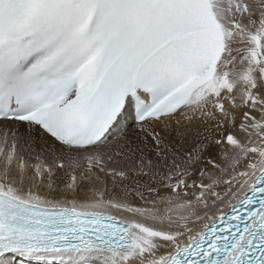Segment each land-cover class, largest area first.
<instances>
[{"label": "snow or ice", "instance_id": "1", "mask_svg": "<svg viewBox=\"0 0 264 264\" xmlns=\"http://www.w3.org/2000/svg\"><path fill=\"white\" fill-rule=\"evenodd\" d=\"M0 264H264V0H0Z\"/></svg>", "mask_w": 264, "mask_h": 264}]
</instances>
